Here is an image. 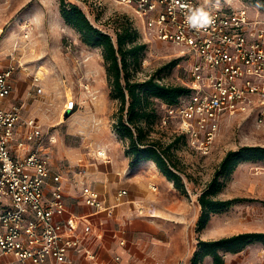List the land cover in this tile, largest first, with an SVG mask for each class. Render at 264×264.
I'll return each instance as SVG.
<instances>
[{"label":"rangeland","instance_id":"obj_1","mask_svg":"<svg viewBox=\"0 0 264 264\" xmlns=\"http://www.w3.org/2000/svg\"><path fill=\"white\" fill-rule=\"evenodd\" d=\"M66 1L81 6L91 22L113 38L117 20L122 16L129 19L136 30L133 42L145 44L135 58L129 57L130 78L141 81L154 74L165 83L187 84V57L173 43L144 31L131 8L115 0ZM214 1L231 7L245 6L252 16L264 20V0ZM0 28V62L10 58L19 62L14 94L24 98L27 113L52 138L50 156L57 165L65 166L63 169L70 173L73 168L89 169L97 159L93 155L97 147H125L127 142L112 128L118 100L109 96L101 48L85 43L80 33L64 21L59 0H0ZM173 59L176 62L170 64ZM34 75L39 76L42 89H31L27 95ZM70 96L77 100V107L65 115L64 101ZM151 102L157 115L147 124L150 137L161 146L171 144L169 154L181 171L187 194L169 185L171 194L163 200L151 199L154 204L175 208L177 216L162 215L157 207V216L150 221L152 228L142 243L146 258L131 264H188L198 238L264 231V160L239 162L230 174L221 177L222 185L216 193L221 198L253 199L234 201L224 210L212 213L205 226L196 229L198 194L228 149L241 144L264 145V119L259 120L254 110L223 115L209 153L201 154L183 140L175 139L177 120L163 101L154 97ZM163 115L168 117L166 124L161 123ZM73 158H82L84 165L79 167ZM262 245L264 241L253 240L237 252H224V264H264ZM198 264L214 263L207 255Z\"/></svg>","mask_w":264,"mask_h":264},{"label":"built area","instance_id":"obj_2","mask_svg":"<svg viewBox=\"0 0 264 264\" xmlns=\"http://www.w3.org/2000/svg\"><path fill=\"white\" fill-rule=\"evenodd\" d=\"M115 1L133 10L144 31L173 43L187 57L185 85L189 89L177 103L164 104L177 120L176 131L186 144L201 154L209 153L220 120L228 113L254 110L259 120L264 119L263 19L252 16L245 6L214 0ZM198 8L211 17L206 27L187 23ZM19 65L12 58L0 68V256L12 255L0 264H61L71 261V250L95 259V252L83 243V234L92 230L90 221L74 212L58 214L66 210V204L62 174L52 171L45 144H51L52 138L36 118L25 114L22 103L3 104ZM38 80V75L32 76L36 92L42 89ZM77 103L73 96L67 97L63 114L73 111ZM167 120L163 115L161 123ZM93 155L106 162L111 159L100 148ZM126 192V188L118 189L116 198ZM80 194L84 203L104 207L94 187L85 184Z\"/></svg>","mask_w":264,"mask_h":264},{"label":"trees","instance_id":"obj_3","mask_svg":"<svg viewBox=\"0 0 264 264\" xmlns=\"http://www.w3.org/2000/svg\"><path fill=\"white\" fill-rule=\"evenodd\" d=\"M59 12L64 21L80 33L85 43L101 48L110 88L109 96L118 100L116 120L112 128L122 141L127 142L124 153L129 157V166H135L141 159L153 160L166 179L170 180L180 193L186 195L187 188L181 171L169 154L171 144L164 147L158 140L151 138L147 124L157 115L151 102L152 98L172 105L177 103L189 88L185 84L162 82L154 74L141 81L130 78L129 57L135 58L145 44L133 42L136 30L126 16L117 20L113 38L109 32L94 25L77 3L59 0ZM175 62L176 59H173L169 63ZM177 135L175 139L185 143L184 136ZM245 160H264V145L241 144L225 152L212 177L197 196L200 205L196 221L197 230L205 226L212 213L224 210L234 201L253 199L242 196H216L222 185L221 177L230 174L239 162ZM253 240L264 241V231H240L216 238H198L188 264H198L206 255L212 257L214 264H224V252H237Z\"/></svg>","mask_w":264,"mask_h":264},{"label":"crops","instance_id":"obj_4","mask_svg":"<svg viewBox=\"0 0 264 264\" xmlns=\"http://www.w3.org/2000/svg\"><path fill=\"white\" fill-rule=\"evenodd\" d=\"M11 59L5 63L0 62V68ZM17 68L18 66L14 74ZM14 74L11 92L3 99V104L9 106L14 102L22 103L25 114L29 115L24 98L14 94ZM31 84L27 88V95H29L28 90L32 89ZM45 144L50 155L52 143L48 144L46 141ZM105 150L111 158L110 161L97 158L89 169L73 168L71 173L63 169L66 168L65 166L57 165L50 156L52 171L62 174L66 210L58 214L63 217L68 212H74L84 215V219L90 221L92 230L88 234H83V243L96 254L95 259H90L82 252L71 250L69 252L71 261L61 264H131L133 260L145 259L142 243L146 241L148 232L152 228L150 221L155 220L157 207L162 215L177 216L175 208L163 207L159 203L151 202L152 198L163 200L167 194H171L169 185H173L158 171L153 160L141 159L135 166H129V157L125 155L124 147L119 148L109 144ZM73 161L76 159L73 158ZM76 162L79 167L84 165L82 158L77 159ZM150 182L157 183V189H151L148 186ZM85 184L99 192L104 207L96 209L83 202L80 193ZM120 188H126L127 192L118 200L116 192ZM120 239L124 242L121 243ZM9 258H12L11 254L0 256L1 261Z\"/></svg>","mask_w":264,"mask_h":264},{"label":"clouds","instance_id":"obj_5","mask_svg":"<svg viewBox=\"0 0 264 264\" xmlns=\"http://www.w3.org/2000/svg\"><path fill=\"white\" fill-rule=\"evenodd\" d=\"M211 22V17L203 8L193 10L187 17V23L193 28H203L208 26Z\"/></svg>","mask_w":264,"mask_h":264},{"label":"bare ground","instance_id":"obj_6","mask_svg":"<svg viewBox=\"0 0 264 264\" xmlns=\"http://www.w3.org/2000/svg\"><path fill=\"white\" fill-rule=\"evenodd\" d=\"M97 148H100V147H97ZM101 149V148H100ZM150 184H153L154 187L157 188V185L155 183H150ZM155 184V185H154Z\"/></svg>","mask_w":264,"mask_h":264},{"label":"water","instance_id":"obj_7","mask_svg":"<svg viewBox=\"0 0 264 264\" xmlns=\"http://www.w3.org/2000/svg\"><path fill=\"white\" fill-rule=\"evenodd\" d=\"M67 113H65V115H66Z\"/></svg>","mask_w":264,"mask_h":264}]
</instances>
